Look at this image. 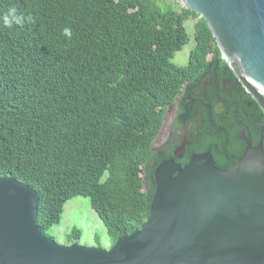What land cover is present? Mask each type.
<instances>
[{
	"label": "trees",
	"instance_id": "16d2710c",
	"mask_svg": "<svg viewBox=\"0 0 264 264\" xmlns=\"http://www.w3.org/2000/svg\"><path fill=\"white\" fill-rule=\"evenodd\" d=\"M10 7L25 24H0V176L37 192L36 224L45 236L77 197L89 200L110 246L139 230L149 218L156 167L169 158L183 166L210 145L192 146L181 160L153 149L180 94L192 97L200 89L193 97L209 128L236 138L246 127L244 135L257 142L263 112L243 97L205 21L183 6L0 0V14ZM190 18L196 19L194 46L180 67L172 59L188 42L184 22ZM235 161L216 167L225 170ZM80 238L76 228L66 236L68 244Z\"/></svg>",
	"mask_w": 264,
	"mask_h": 264
},
{
	"label": "water",
	"instance_id": "95a60500",
	"mask_svg": "<svg viewBox=\"0 0 264 264\" xmlns=\"http://www.w3.org/2000/svg\"><path fill=\"white\" fill-rule=\"evenodd\" d=\"M205 21L226 62L264 114V0H180ZM264 119L227 169L210 153L154 170L149 218L109 249L59 245L36 224L37 192L0 176V264H264Z\"/></svg>",
	"mask_w": 264,
	"mask_h": 264
},
{
	"label": "flooded vegetation",
	"instance_id": "af4514ba",
	"mask_svg": "<svg viewBox=\"0 0 264 264\" xmlns=\"http://www.w3.org/2000/svg\"><path fill=\"white\" fill-rule=\"evenodd\" d=\"M232 92V87L227 86L225 90L227 98H231ZM198 93H200V89L195 91V94ZM193 96L184 97L183 94L177 96L174 103L166 112V114L170 113V120L166 125L165 131L160 136L158 145L154 147L152 144L153 149H164V151H169L170 156L181 160L185 156L187 149L192 148V146L200 148L201 144L207 140L210 144L209 146H206L207 150L198 154L210 153L215 166L216 164H227V162L233 157L237 159L241 155L245 146L244 142L238 137L239 133L236 138H233L230 135H219V133L213 128H209L206 125L207 121L199 113L198 107L195 103L196 98ZM243 97L250 98L245 94V91ZM214 110L217 115L220 116L222 114V112L219 111L218 105L214 106ZM223 122L227 123V129H232L231 123L226 122L224 119ZM163 128L164 120L158 136ZM246 129L247 128L244 127L242 130L245 131Z\"/></svg>",
	"mask_w": 264,
	"mask_h": 264
},
{
	"label": "rangeland",
	"instance_id": "374dc122",
	"mask_svg": "<svg viewBox=\"0 0 264 264\" xmlns=\"http://www.w3.org/2000/svg\"><path fill=\"white\" fill-rule=\"evenodd\" d=\"M161 5L170 4L174 8L179 9L182 6L180 0H158ZM196 19L190 18L184 22V27L188 35L187 44L181 51L174 54L172 63L176 66L183 67L187 65L190 50L194 46V23ZM170 113H167L164 118V128L160 135L153 142L156 147L159 143L160 136L165 131L166 125L170 120ZM78 229L81 232V238L78 244L86 247H100L102 249H109L111 239L107 235L105 228L95 212L91 209L89 200L87 198L77 197L68 201L64 205L61 222L48 230L47 236L59 245H68L66 240L67 234L72 229ZM99 239V245L96 238Z\"/></svg>",
	"mask_w": 264,
	"mask_h": 264
},
{
	"label": "clouds",
	"instance_id": "9594fccd",
	"mask_svg": "<svg viewBox=\"0 0 264 264\" xmlns=\"http://www.w3.org/2000/svg\"><path fill=\"white\" fill-rule=\"evenodd\" d=\"M0 24L5 28H13L14 26L23 27L25 24V17L20 14L16 7H10L5 12L0 14ZM63 34L66 37H71V29L65 28Z\"/></svg>",
	"mask_w": 264,
	"mask_h": 264
}]
</instances>
